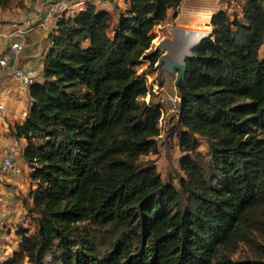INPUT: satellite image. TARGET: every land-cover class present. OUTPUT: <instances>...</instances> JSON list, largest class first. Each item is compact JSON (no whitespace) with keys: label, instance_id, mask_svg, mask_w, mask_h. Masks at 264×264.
I'll return each mask as SVG.
<instances>
[{"label":"trees","instance_id":"obj_1","mask_svg":"<svg viewBox=\"0 0 264 264\" xmlns=\"http://www.w3.org/2000/svg\"><path fill=\"white\" fill-rule=\"evenodd\" d=\"M52 2L43 1L46 15ZM181 3L84 0L56 13L27 115L10 124L35 230L18 228L16 249L3 240L0 264H264L232 256L264 229V0L214 12L175 79L179 187L141 159L162 134V103L143 99L164 90L148 81L159 69L155 28ZM196 135L206 160L193 157Z\"/></svg>","mask_w":264,"mask_h":264},{"label":"rangeland","instance_id":"obj_2","mask_svg":"<svg viewBox=\"0 0 264 264\" xmlns=\"http://www.w3.org/2000/svg\"><path fill=\"white\" fill-rule=\"evenodd\" d=\"M80 1L82 0H72V2L74 3ZM95 2L99 4H103L105 2L107 4L108 0H95ZM227 2V6L232 8V4L237 5L239 0H228ZM82 5L83 4L76 5L74 9L79 8ZM43 8V0H13L8 8L0 10V52H3L8 47L5 34L11 32L14 28L21 26L22 24L25 25V23H27V25H25L26 27L32 24L34 17L37 16V14L40 13ZM19 20H22V22H19ZM47 31H49V29L45 30L44 34H41V40L40 38L31 39L29 38V36L28 38H26L25 45L26 48H29L28 52L32 54V56H29L31 58L25 59L28 56L24 55L22 57L24 59L20 58V60H15L10 68L5 69L4 71L2 70L6 74L4 76H0V79L5 80L3 85L0 84V96H2L3 94L6 97L8 96L7 101L5 102V109L3 111V114H5L9 109L11 110L18 107L22 108V115L28 107V95L27 93L24 94L18 87V82L15 80L12 74V70L15 64L21 65L23 67L27 66L31 70H35L33 71L34 73L36 72V70L38 71L40 68H42L41 63L45 56L44 52H47V47L49 44L47 37H45V33H47ZM155 45L156 44L153 43L152 48H154ZM24 60L29 61V63ZM147 66V63L142 64V66L139 68V71L141 73H144V71L146 70L148 71ZM149 72L150 71L147 72L149 74L148 81L151 85L156 80L159 85H164V90L162 91V93H164L165 91H175L174 87L176 75H167V73L161 72L160 69H158V72L156 71L155 73L151 72L150 74ZM151 97L154 101H160V96L157 93L153 92V90L151 91L150 97L148 95L143 99H145L147 102H150ZM0 124L6 125L7 122L6 120H2L0 121ZM176 126L177 115L166 109L165 116L161 122L162 134L157 137L158 150L147 155H142L141 159L147 160V162L149 163H153L164 181L179 187V178L184 173L180 168L181 146L178 141ZM1 135L4 136V138L2 137L3 140L9 139L8 143H12V145H16L18 148H20L21 143L14 142L11 139L9 133H7L5 130ZM2 138H0V144H2ZM195 138L198 140L199 145L196 152L193 153V157L196 160L208 159L209 145L207 143V140L200 135H196ZM8 143L5 142L4 145ZM5 146L0 145V160ZM20 168H22V166H20ZM26 169L27 168H25L24 170L22 168V173L19 176L13 174H5L1 176V178L3 177L4 181H6V183L3 185L4 193L2 194L6 197V200L10 207V225L4 238V243H8L9 248L14 247L16 249L18 246L17 240L19 236L16 233L18 228L28 227L32 231L35 230L33 222L31 221L28 214V207L30 205V199L28 198V192L30 188V175ZM7 179L9 180L7 181ZM253 237L254 242L250 243V245L244 242L239 243V247L232 255L235 260L240 261L246 258H250L253 260H261L264 263V229H259L256 233L253 234ZM3 245L4 244H2V246ZM2 252V249H0V260L3 258L2 256H5L6 254ZM24 264L29 263L25 262Z\"/></svg>","mask_w":264,"mask_h":264},{"label":"crops","instance_id":"obj_3","mask_svg":"<svg viewBox=\"0 0 264 264\" xmlns=\"http://www.w3.org/2000/svg\"><path fill=\"white\" fill-rule=\"evenodd\" d=\"M43 1H46V0H43ZM114 1L122 4V0H114ZM227 1L228 0H182V3L178 9L177 16L174 17L173 19H170V21L168 23L160 24L155 28L156 37L154 38L153 43H155L157 45L160 42H162L163 40H168V45H169V48H170L171 52L173 53V55H175V57L178 60H182L185 56L188 55V52L186 51L187 46H189V50H190L192 48V46H194L195 42L197 40H199V38H201L203 35H209L211 33V31H212V26L210 25L211 16L214 12L220 10L221 8H227L228 7ZM42 12H43V10L40 11V13H38L37 16L34 17L33 22H36L37 20H39L40 16L42 15ZM43 13L45 16L46 15L45 11ZM19 22H22V20H19ZM43 23H44V26H40L39 27L40 29L37 32H35L33 34H29V36H30L29 38H31V39L40 38V40H41L42 39L41 34H44L45 30H48V29L50 30L53 27V25H52L53 20L46 19V16L44 17ZM169 23H171L172 25ZM25 25H27V23H25ZM25 25L22 24L21 26L26 28ZM49 26H50V28H49ZM48 33H49V31H47V33H45V37L48 36ZM47 39H48V37H47ZM48 42H49V39H48ZM154 49H155V47H154ZM28 51H29V48L27 47L26 52H24V54H22L23 56L24 55L28 56L25 59L31 58L29 56H32V54ZM160 52L164 53L163 51H160ZM44 54H45V52H44ZM261 55L264 56V45L261 48ZM22 59H24V58H22ZM19 60H20V58H19ZM27 63H29V61ZM41 67H42V63H41ZM25 68L29 71V73L32 75L33 78L40 77L42 68H40L38 71L36 70L35 73L33 72L35 70H31L27 66H25ZM159 69L161 70V72L167 73V75L171 76V74L168 73L167 71L162 70L160 67H159ZM3 71H0V76H4L6 74ZM4 82H5V80L0 79L1 85H3ZM7 98H8V96L6 97L3 94L2 96H0V101H2L5 105ZM28 102H29V97H28ZM27 105H28V107L26 108V110L24 111V113L22 115H21L22 108H18V107L13 108L11 110L9 109L5 114H3V112L0 113V121L6 120V122H7L6 125L0 124V135L5 130L7 133H9L11 139L14 142L21 143L20 140H16L13 138V136L11 134V130H10V124H14L16 122H22L25 119L27 112H28V109H29V104L27 103ZM7 106H8V104H7ZM20 106H21V104H20ZM2 137L4 138L3 135L0 136V138H2ZM3 138H2V144H0V145H2V146L12 145V143H8L9 139L3 140ZM5 142L8 144L4 145ZM0 164H1V160H0ZM26 170L29 171L28 169H26ZM8 180L9 179H7V181ZM5 183H6V181H4V178L2 177L0 180V193H4L3 192V185ZM30 185H31V179H30ZM31 201H32V199H30V203H31Z\"/></svg>","mask_w":264,"mask_h":264},{"label":"built area","instance_id":"obj_4","mask_svg":"<svg viewBox=\"0 0 264 264\" xmlns=\"http://www.w3.org/2000/svg\"><path fill=\"white\" fill-rule=\"evenodd\" d=\"M83 1L74 3L72 0H55L52 2L50 7L48 8L46 19L56 21V18L58 15L56 13L61 12H72L74 10V7L79 4H83ZM39 26H44V23L41 22L37 26L31 25L30 27L24 29V28H18L15 29L7 34H5V37L7 38V41L9 43L8 48L4 50L3 52H0V71L5 70L7 68H10L12 66V63L15 60H18L20 55L23 52L25 41H26V35L28 32L34 31ZM207 35H204L205 37ZM12 74L18 82V87L20 90L25 94L29 92L30 84L32 83L33 77L29 73V71L18 64L14 65V68L12 70ZM162 89L156 87L154 88V92L157 93L160 96V102L162 103V115L161 120L165 116V110L168 109L170 112L175 113L178 117V111H179V103H180V96L179 94L172 93V92H164ZM5 109V105L2 101H0V113H2ZM20 148H18L16 145H7L3 149V154L1 157V164H0V179L1 176L5 174H13L16 176L21 175L22 168L20 158H19ZM9 215H10V207L7 203L6 197L1 194L0 195V246L5 238V235L9 229ZM9 250V249H8ZM8 250H3L2 253H7ZM50 260V257H46V263H48Z\"/></svg>","mask_w":264,"mask_h":264},{"label":"water","instance_id":"obj_5","mask_svg":"<svg viewBox=\"0 0 264 264\" xmlns=\"http://www.w3.org/2000/svg\"><path fill=\"white\" fill-rule=\"evenodd\" d=\"M202 39V38H201ZM197 41L195 44H197ZM194 44V45H195ZM193 47V46H192ZM155 50L163 51L164 53L160 52V56L157 61V66L160 67L162 70L167 71L171 75H176V82L179 83L186 77L187 73V56L193 55L192 48L190 49L187 56H185L182 60H178L175 55L171 52L168 40H163L159 44L155 46Z\"/></svg>","mask_w":264,"mask_h":264},{"label":"bare ground","instance_id":"obj_6","mask_svg":"<svg viewBox=\"0 0 264 264\" xmlns=\"http://www.w3.org/2000/svg\"><path fill=\"white\" fill-rule=\"evenodd\" d=\"M202 14V13H201ZM207 14V13H206ZM200 22V21H199ZM204 32V31H203ZM200 34V33H199ZM195 39V38H194ZM198 41V40H197ZM192 45V44H191ZM186 51L189 53V46L186 47Z\"/></svg>","mask_w":264,"mask_h":264}]
</instances>
